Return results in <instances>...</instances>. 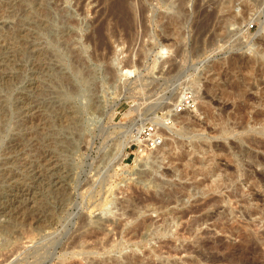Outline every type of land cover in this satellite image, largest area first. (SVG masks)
<instances>
[{"label": "rangeland", "instance_id": "1", "mask_svg": "<svg viewBox=\"0 0 264 264\" xmlns=\"http://www.w3.org/2000/svg\"><path fill=\"white\" fill-rule=\"evenodd\" d=\"M251 54L264 0H0V264H264ZM183 81L195 106L172 114ZM153 115L158 146L128 141Z\"/></svg>", "mask_w": 264, "mask_h": 264}, {"label": "bare ground", "instance_id": "2", "mask_svg": "<svg viewBox=\"0 0 264 264\" xmlns=\"http://www.w3.org/2000/svg\"><path fill=\"white\" fill-rule=\"evenodd\" d=\"M116 1V3H127V1H129V0H115ZM44 3V2H43ZM126 9V8H125ZM122 11H123V9H122ZM126 11V10H125ZM128 11V10H127ZM126 11V12H127ZM126 12H125V14H126ZM47 15V14H46ZM127 15H128V12H127ZM127 15H126V17H127ZM123 16H124V13H123ZM253 20V19H252ZM33 22H34V20H33ZM46 23V22H45ZM24 25V24H23ZM39 27V26H38ZM162 49V48H161ZM48 55V54H47ZM252 56H253V54H251ZM249 57H251V56H249ZM260 57V56H259ZM253 58V59H251V60H253L254 62H252V63H256L257 64V67L256 68H253V67H251V72L252 71H255V72H257V74H259V75H264V61H262L263 59H261V57L260 58ZM252 58V57H251ZM262 58H264V57H262ZM46 60V59H45ZM42 61V60H41ZM250 61V60H249ZM249 63V62H248ZM46 65V64H45ZM254 66V65H253ZM44 68V67H43ZM249 72V71H248ZM250 74V73H249ZM253 75V74H252ZM258 76V75H257ZM263 77V76H262ZM178 85H179V89L176 91V93H175V95H174V97H173V99H172V103L170 104V105H172V106H174V108L171 110V112L170 113H172V112H174V113H176V104L178 103V101L182 98V96L184 95V93H186V92H189L190 94H191V96L192 97H194V98H196V91H197V89H196V87H195V83L194 82H191V81H183V82H179L178 83ZM35 110V109H34ZM27 112L28 111H26V116H28L29 114H27ZM33 112V111H32ZM185 112H189V111H185ZM37 113H40V115H41V111L39 112H37ZM36 112H35V115L37 114ZM32 114V113H31ZM173 114V113H172ZM177 114V113H176ZM37 116H38V114H37ZM36 118V117H35ZM149 122L150 123H152L153 125H155V126H159V125H161V121L159 120V117L158 116H156V115H153V118H150V120H149ZM146 125V123H145V121H142L141 123H140V125H139V127L137 128V130L135 131V133L133 134V135H131L130 137H129V140L128 141H136V142H141L142 141V139L140 138V132H141V130H142V128L144 127ZM45 161V160H44ZM56 161V160H55ZM53 165V164H52ZM58 166V165H57ZM48 178V177H47ZM60 181V180H59ZM33 206V205H32ZM23 212V211H22ZM43 212H45V211H43ZM45 214V213H44ZM44 217H46L45 215L43 216V218ZM47 219V218H46ZM46 219H44V220H46ZM44 222V221H43ZM46 223V222H45ZM111 223H109V225H110ZM107 225V224H106ZM141 225V224H140ZM101 226H102V228H99V230L100 229H102V230H104L103 229V227L105 228V225L103 226L102 224H101ZM100 226V227H101ZM108 226V225H107ZM106 226V227H107ZM117 226V225H116ZM139 226V225H138ZM137 226V227H138ZM113 227V226H112ZM132 230H133V228H132ZM134 231V230H133ZM20 232V231H19ZM101 232V231H100ZM102 232H104V231H102ZM130 232V231H129ZM26 233V232H25ZM133 233V232H132ZM22 234V233H21ZM19 235V234H18ZM31 235V234H30ZM29 241V240H28ZM94 243V242H93ZM219 245V244H218ZM215 248H216V250H219L220 248H221V246L220 247H217V246H215ZM215 257L216 256H214L213 254H209L208 255V258L210 259V260H213V259H215ZM229 259L230 261H232V259H233V257L230 255V254H227V255H225V256H222V258H220V259ZM109 259V258H108ZM111 260V263L112 264H143V261H141L138 257H130V256H128L127 254L126 255H124V257H123V259H121V260H119V259H117V258H110ZM103 262V263H102ZM107 264L108 262H107V260L106 259H104V260H102V259H95V260H92L89 264ZM73 264V263H72ZM75 264V263H74Z\"/></svg>", "mask_w": 264, "mask_h": 264}, {"label": "water", "instance_id": "3", "mask_svg": "<svg viewBox=\"0 0 264 264\" xmlns=\"http://www.w3.org/2000/svg\"><path fill=\"white\" fill-rule=\"evenodd\" d=\"M167 8H171L170 4L167 5ZM232 26V23L230 21H224L222 23V25L220 26V29L222 31V35H221V39L223 38H227V37H230L232 35V30H231V27ZM216 42V40L214 41V43ZM211 45V44H210ZM209 45V46H210ZM209 46H203V45H200L197 49H195V51L192 53L191 55V58L197 60L200 56H202L203 52L205 50L208 49ZM161 48H164V45L159 43L157 45H154V46H150L146 49L145 51V58L146 60H149L151 59V56H154L155 60H158L160 59V55L157 53V50L159 51H162ZM167 48H174V46L172 44H169L167 45ZM249 50V49H247ZM250 51V50H249ZM178 53V52H177ZM258 58V57H256ZM253 59V56L252 58ZM207 59H204V60H200V61H196L195 64H190L187 68H186V71H189V70H196V68L200 65H202L204 62H206ZM264 61V60H262ZM144 68H146L144 66ZM185 71V72H186Z\"/></svg>", "mask_w": 264, "mask_h": 264}, {"label": "built area", "instance_id": "4", "mask_svg": "<svg viewBox=\"0 0 264 264\" xmlns=\"http://www.w3.org/2000/svg\"><path fill=\"white\" fill-rule=\"evenodd\" d=\"M195 106L194 98L189 92L184 93L182 98L176 104V113H181L185 111H191ZM155 126L147 123L140 132V138L145 141L149 149L158 146L160 143V138L155 134Z\"/></svg>", "mask_w": 264, "mask_h": 264}]
</instances>
